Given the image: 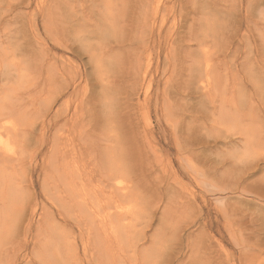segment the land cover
<instances>
[{
	"label": "rangeland",
	"instance_id": "1",
	"mask_svg": "<svg viewBox=\"0 0 264 264\" xmlns=\"http://www.w3.org/2000/svg\"><path fill=\"white\" fill-rule=\"evenodd\" d=\"M14 1L0 0V128L15 119L22 143L19 157L0 161V206L9 200L3 194L19 193L11 199L16 206L22 204V213L17 220L0 223V264H98L103 259L107 264H264L259 240L249 239L245 231L234 238L214 221L208 224L213 229L210 236L201 226L204 219H223L217 208L225 205L215 198L227 195L209 185L216 181L215 171L233 173L221 160L239 148V138L250 126L256 136L252 153L263 168L239 193L252 199L253 184L264 183V8L258 10L263 5L249 13L246 0L245 6L239 0H160L150 31L152 14L147 24L143 22L149 11L146 0H105L110 13L103 12L112 15L108 21L114 27L105 43L84 37L85 32L81 36L73 30L58 31L59 27L51 33L54 38L49 36L39 15L45 0L22 7L8 23L3 17L8 2ZM81 4L72 8L81 10ZM29 21L36 22V31L26 27ZM56 21L45 20L52 26ZM60 42H67V47L61 48ZM46 47L54 48L57 57L69 58L67 65L60 57L46 62L41 52ZM95 57L104 62L99 72L90 63ZM70 59L74 68L68 65ZM52 64L65 66L64 74L56 76L49 69ZM207 64L212 65L211 76L205 74ZM138 67L142 77L147 69V78L133 87L135 79L141 80L135 77ZM199 74L211 78L210 91L183 85ZM72 77H77L76 91L63 95ZM202 92L211 94L203 98ZM106 102L114 107H106ZM76 107V115L66 119L64 115ZM120 130L128 149L130 139L137 137L142 153L146 149L154 157L104 164L107 160L101 156L110 146L121 151L125 137L116 136ZM198 136L210 146L204 148ZM229 137L235 142L224 145L222 139ZM201 191L211 200L209 205ZM189 193L197 197L194 207L184 204ZM239 207L255 208V203ZM259 213L264 217V211ZM106 218L122 225L136 223V236L119 244L111 229L105 233L99 228ZM248 223L253 228V221ZM92 225L109 246L104 258L92 244Z\"/></svg>",
	"mask_w": 264,
	"mask_h": 264
},
{
	"label": "bare ground",
	"instance_id": "2",
	"mask_svg": "<svg viewBox=\"0 0 264 264\" xmlns=\"http://www.w3.org/2000/svg\"><path fill=\"white\" fill-rule=\"evenodd\" d=\"M35 0H15L14 3L12 2H8L7 6V14L5 15V20L8 21V23H11L12 19L16 16L19 15L20 13V9L24 6H29L31 5ZM45 0L44 4L42 5L41 9H40V12H39V15L41 16L40 18H42V20L44 21V25H45V28L46 29L45 31L48 32L49 34L53 33V31L55 29H57L59 27V30H63L64 32H69L70 30H73V32L80 34L81 33L84 35V32L87 34L86 36L84 35V37H89L90 39L91 38H98L99 40L103 39L104 42L106 43V40H109L108 37L111 36L112 32L113 31L112 29L114 27L111 26V24L113 23V21H111L112 23H110L108 20H111V18L109 17L110 15H108V17L110 19H108V17H106L107 14H105L106 12H109V9H106L107 6H103V3L104 5L107 3L105 0ZM105 1V2H104ZM111 1V0H109ZM83 3L81 5H83L84 7H81L79 9H76L75 8H72V6H75L76 4H80V3ZM239 2H241V5L245 2V0H239ZM247 2V11L249 13H252L253 10L255 11V8H259L260 6H264V0H246ZM238 3V2H237ZM236 3V4H237ZM116 4V3H114ZM120 4V3H119ZM118 4V5H119ZM120 5H123V4H120ZM119 5V6H120ZM238 5V4H237ZM244 5V4H243ZM112 6V5H111ZM124 6V5H123ZM123 6H122V11H123ZM144 6H146L148 8L149 11H146L145 14H144V21L143 22H146V24L148 23V18H149V13L152 14V20L150 22V31H153V28L155 27V22H156V15L160 12V0H146V3L144 4ZM245 6V5H244ZM260 7L258 10L260 9H263L264 7ZM79 7V6H78ZM100 7V9L98 8ZM104 7V9L102 10V8ZM125 7V6H124ZM205 7V6H204ZM215 7V6H214ZM95 8V9H94ZM121 8V7H120ZM97 9V10H96ZM114 9V8H113ZM203 9V8H202ZM239 9V8H238ZM71 10V11H70ZM115 10V9H114ZM141 10V9H140ZM209 10V9H208ZM105 11V13L103 12ZM113 11V10H112ZM124 11H125V8H124ZM115 12V11H114ZM210 12V10H209ZM208 12V13H209ZM256 12V11H255ZM258 12V11H257ZM110 13V12H109ZM108 13V14H109ZM147 13V15H146ZM212 14V12H211ZM215 16V15H214ZM247 16H248V13H247ZM53 17H56L57 18V21L54 22V23H58L57 25L53 24L52 26V22L51 24L50 23H47L45 22V20H52ZM112 17V15H111ZM137 17V20L140 18V14L138 12V16ZM213 17V16H212ZM249 17V16H248ZM264 17V16H263ZM251 17H249L248 20H250ZM55 19V18H54ZM252 19V18H251ZM140 22V19L138 20ZM116 22V21H114ZM7 23V22H6ZM118 23V22H117ZM255 23V22H254ZM46 24H50V25H46ZM120 24V23H119ZM145 24V25H146ZM251 24V22H250ZM24 25V24H23ZM26 27H29L31 30L30 31H36L38 28L36 27L37 24L35 21H29L28 24H25ZM24 25V26H25ZM28 25V26H27ZM140 25V24H139ZM116 26V25H115ZM141 26V25H140ZM144 26V25H143ZM147 26V25H146ZM25 27V28H26ZM121 27V26H120ZM145 27V26H144ZM148 27V28H149ZM117 28V27H116ZM115 28V29H116ZM118 29V28H117ZM116 29V30H117ZM147 29V28H145ZM22 30V29H21ZM148 30V29H147ZM146 30V31H147ZM155 30V29H154ZM61 31V32H63ZM142 31V29H141ZM149 31V32H150ZM248 31V30H247ZM60 32V33H61ZM63 32V33H64ZM72 32V33H73ZM31 33V32H30ZM153 33V32H152ZM34 34V33H33ZM32 36H36L35 34ZM37 34V32H36ZM68 34V33H67ZM71 34V33H70ZM68 34V35H70ZM198 34V33H197ZM48 35V34H47ZM72 35V34H71ZM114 35V34H113ZM238 35V34H237ZM51 37V35H49ZM59 36V35H58ZM61 36V35H60ZM82 36V35H81ZM81 36L79 37L80 41H81ZM82 37V39L84 38ZM188 37V36H187ZM197 37V35H196ZM54 38V37H53ZM64 38V37H63ZM63 38H60L63 40ZM73 38V37H71ZM86 38V39H87ZM111 38V37H110ZM247 38V37H246ZM38 39V38H37ZM56 39V38H55ZM77 39V38H76ZM79 39H77V42H79ZM84 39V40H86ZM185 39V38H184ZM238 39V38H237ZM69 40V39H68ZM73 40V39H72ZM102 40V41H103ZM60 41V40H59ZM65 41V40H64ZM76 40H74L75 42ZM58 42V40H57ZM72 42V41H71ZM101 42V41H100ZM67 43V42H66ZM65 43V44H66ZM70 43V42H69ZM41 44V43H40ZM64 42H60L59 43V46L61 48L63 47H67V44L65 45ZM73 44V43H72ZM95 44V43H94ZM103 44V42L101 43V45ZM43 45V44H41ZM70 45V44H69ZM88 48H92V44H85V47ZM84 46V45H83ZM99 46V44H98ZM81 47V46H80ZM41 48V47H40ZM97 48H100V47H97ZM58 49V48H57ZM85 49V48H84ZM76 50V49H75ZM73 51V50H71ZM78 51V49H77ZM234 51V50H233ZM42 52V57H45V61L46 62H49L51 60H59L61 58V61L65 64V66L67 65V60H69V58H66L64 56H58L60 57L58 59L57 57V53L55 52V49L54 48H44L41 50ZM79 53V51H78ZM86 53V52H85ZM87 54H90V52ZM227 55V54H226ZM197 56V55H195ZM221 57V55H219ZM91 57V55H90ZM89 57V58H90ZM210 57V56H209ZM218 57V58H220ZM242 57V56H241ZM137 58V57H136ZM208 58V57H207ZM224 58V57H223ZM210 59V58H209ZM221 59V58H220ZM48 60V61H47ZM92 60V59H91ZM90 60V61H91ZM140 60V59H139ZM138 60V61H139ZM206 60V58H205ZM210 60H213V59H210ZM223 60V59H222ZM243 60V58H242ZM216 61V60H214ZM94 64L92 62H90L93 66L94 69H96V71L99 72V70H102L103 66H104V62L102 61V57L100 58H97L95 57V60H93ZM208 62V60H207ZM213 62V61H212ZM29 63V62H28ZM43 63V62H42ZM72 63V60L70 59L69 61V66H71V68H74L72 67V65H70ZM139 63V67H140V62ZM210 63V62H208ZM215 63V62H214ZM213 63V64H214ZM220 63V62H219ZM237 63V62H236ZM243 63H246L245 61ZM90 64V65H91ZM218 65V64H217ZM220 65V64H219ZM244 65V64H243ZM25 64H24V68H25ZM63 66V67H65ZM216 66V65H215ZM242 66V65H241ZM247 66V65H246ZM245 66V67H246ZM27 67V66H26ZM63 67H58L56 66L55 64H52L49 69L51 70H54L55 71V74L57 76V74L59 76H62L64 74V70L65 68ZM91 67V66H90ZM138 67V69L136 70L137 71V75L135 74V77L138 76L141 78V80H138L139 78H137V80L135 79L134 81V85L133 87H135V84H137L138 81H143L145 78H147L146 76V71L144 72L145 75L142 77L141 76V70L140 68L143 67L141 66L140 68ZM212 65L210 64V68L208 66V64L206 65V70H205V74L207 75H210V72H209V69H211ZM99 68V69H98ZM251 68V67H250ZM242 69V68H241ZM94 71V70H93ZM86 72V71H85ZM255 72V71H254ZM262 73V72H261ZM128 74V73H127ZM214 74V73H213ZM79 75V73H78ZM200 75V74H199ZM82 76V74L80 75ZM195 76V75H194ZM193 76V77H194ZM211 76V75H210ZM215 76V74H214ZM218 76V75H217ZM260 76V75H259ZM89 77V76H88ZM130 77V76H129ZM190 78L187 80L184 81V83L186 84H183V85H186V86H190L195 90L197 89H205L207 90L208 87H210V80L211 78L208 77V78H204L202 75L200 76H195V78ZM81 78V77H80ZM216 78V77H215ZM219 78V76L217 77ZM260 78V77H259ZM263 78V76H262ZM76 78L73 79L72 77V81L68 84H66L67 86H64L62 88L64 94L63 95H66V94H69V95H73V93H75L76 91V88H77V83L78 81L76 80ZM99 79V78H98ZM105 79V78H104ZM131 79V78H130ZM134 79V78H133ZM253 79H256L253 78ZM252 79V80H253ZM264 79V78H263ZM194 80V81H192ZM217 80V79H216ZM259 80V79H258ZM213 81V79H212ZM261 81V79H260ZM259 81V82H260ZM263 81H261V84H263ZM182 82V81H181ZM217 83H219L220 81H216ZM256 82V80H255ZM133 83V82H132ZM144 82H142L143 84ZM216 83V84H217ZM213 84V83H212ZM215 84V83H214ZM260 84V85H261ZM177 85V84H176ZM194 87H193V86ZM258 85L257 84V88H258ZM259 85V86H260ZM130 86V85H129ZM179 88L181 86V84H178L177 85ZM264 86V85H263ZM106 87V86H104ZM137 87V86H136ZM176 87V86H175ZM174 87V88H175ZM184 87V86H183ZM190 87V89H192ZM212 87V86H211ZM262 86H260L261 88ZM178 88V90H179ZM185 89H187L186 87H184ZM183 88V89H184ZM264 88V87H263ZM70 89H72V91H70ZM135 89V88H133ZM143 90V87H141L140 89L136 90V92L138 93L139 90ZM182 89V87L180 88V90ZM189 89V88H188ZM199 89V90H200ZM213 89V88H212ZM145 90V89H144ZM200 90V91H201ZM177 91V90H175ZM198 91V90H197ZM198 91V92H200ZM207 91H210V89L208 88ZM205 91V92H207ZM135 92V93H136ZM187 92V91H186ZM205 92H202V96L203 98L207 95L209 96V92L208 93H205ZM178 93V92H176ZM189 93V92H187ZM139 94V93H138ZM190 94V93H189ZM181 95V94H180ZM5 96V95H4ZM68 96V95H67ZM206 96V97H207ZM184 97V96H183ZM182 98V97H181ZM202 98V97H201ZM202 98V99H203ZM116 101L118 100L117 98L115 99ZM132 100V99H131ZM212 100L215 101V96L212 95ZM113 101V100H112ZM139 101V99H138ZM114 102V101H113ZM117 103L119 104V102L117 101ZM106 104V107L108 106L110 109L111 107H114V105L112 104V102H107L105 103ZM136 104V103H135ZM113 105V106H112ZM137 105H140V102H138ZM5 106V105H4ZM120 106V105H119ZM2 107V103H1V99H0V110L3 108ZM104 108V107H103ZM108 108V110H109ZM116 108V107H115ZM118 108H122L121 106L118 107ZM77 107L75 108V110L72 112V113H67V115L65 114V118L67 119L68 116H71L73 117V115H76V112H77ZM113 109V108H112ZM117 109V108H116ZM101 110V109H100ZM119 110V109H117ZM3 111V109L1 110ZM68 111V110H67ZM120 111V110H119ZM118 111V112H119ZM127 112V111H126ZM66 113V112H65ZM101 113V112H100ZM124 113V112H123ZM1 114V113H0ZM98 114V113H97ZM54 115L58 118H61L62 117V113H54ZM100 115V114H99ZM137 115V114H136ZM223 114H221L220 116H222ZM107 117V116H106ZM139 118V117H138ZM137 118V119H138ZM230 119V118H229ZM60 120V119H58ZM141 120V119H140ZM65 121V119H64ZM67 121V120H66ZM106 121H108L106 119ZM229 121V120H227ZM137 124V123H136ZM105 125V124H104ZM114 125V124H113ZM124 125V124H123ZM138 125H139V122H138ZM137 125V127H138ZM4 127L3 128H0V161H4L6 158L9 159V156H11V158H16V157H19V147L21 146V143H22V140L20 139V136H22L20 134V132H18V128H17V122H15V119H9L7 122L4 123L3 125ZM5 126H10L11 130H5ZM108 126V125H107ZM117 126V125H116ZM135 126V125H134ZM133 127V126H132ZM247 127V125H246ZM69 128V127H68ZM70 130V129H69ZM121 132H118L117 134H121L123 133L122 130H120ZM244 131V130H243ZM241 131V132H243ZM246 131V130H245ZM116 134V133H115ZM116 135L117 137L121 135ZM126 134V133H124ZM123 134V135H124ZM242 136L243 137H240L239 139L242 141V142H239L238 143V147L239 148H236L235 150H231L229 151L228 155L226 156L227 158L224 160L222 159V167H228L229 169H232L233 173H222V172H219V171H215L213 173L214 176H216V181L215 182H211L209 187L213 190H216L217 192H222L225 194L224 195H227L225 197H222L221 199L220 198H215L216 201H218L219 203H222L225 205L224 208H217V212L221 213L220 214V217L223 218V219H220V218H217L216 219H204V222L203 224H201V226H203L204 228H206L208 231H209V235L211 236L212 235V232H213V229L209 227L208 224L210 225H213V222L215 221L216 223H220L223 228L229 233V235L231 237H234L236 238L238 234H241V236L243 235V233H240L242 231H245V233L248 234V238L249 239H253L255 240L256 242L258 241V244H257V250L260 252L264 249V217H262V215L259 213V212H262L264 211V183L260 186H257L255 184L254 185V188L252 190H249L251 195H253L254 198L252 199H246V198H243L242 196L244 195V193H239V192H242L240 191V188L243 184H245L247 181H254V177L256 176L257 172L262 169L263 167L260 166L259 163H257L256 161H258L257 158H254V155L252 153V149L254 148L252 146V142H254L256 136L255 134L253 133L252 131V126L248 127V130L246 133H242ZM119 137V138H120ZM125 139L124 141L122 140V145H121V150L120 152H116L115 149H113L109 144H107V146H110V149L106 152L103 151V152H106L105 154L103 153V156L101 157H104L105 160H107L106 162L104 161V159L102 161H104V164L105 163H108V166L110 165V162H116L117 163H122L125 162V160L127 161H131V162H142L146 159H149V158H153V157H149L148 153H145L146 152V149L144 150V153H142L141 151V147L138 148V146H140L139 144V141H138V138L137 137H132L130 136L129 138L132 137V139H130V149H128L127 147V138H126V135H124ZM124 137H121L124 138ZM199 138H201L200 140V143L202 144V146L205 148V147H208L210 146V142L209 140H204L203 137H200L198 136ZM116 138V137H115ZM25 139H28V138H25ZM234 140L236 139H233L232 137H229V138H224L222 139L223 141V144L224 145H228V144H232L233 142H235ZM239 140V141H240ZM117 141V140H116ZM218 141L217 139H214L213 143L214 145L218 144ZM27 142V140H24V144ZM141 143V142H140ZM113 144V143H112ZM119 144V143H118ZM143 144V143H142ZM235 144V143H234ZM117 145V144H116ZM115 146V145H114ZM120 145H118V148H119ZM109 148V147H107ZM198 148H201L198 146ZM154 151V150H153ZM200 151V150H198ZM121 153V154H120ZM155 153V152H154ZM157 153V152H156ZM150 154H153V153H150ZM157 155V154H155ZM158 156V155H157ZM95 157V156H94ZM159 158V157H158ZM93 159V158H92ZM100 159V157H99ZM185 157L183 156V153H180V160H184ZM151 160V159H150ZM123 161V162H122ZM246 162V163H245ZM116 164V163H115ZM107 165V164H106ZM118 165V164H116ZM121 165V164H120ZM115 166V165H114ZM112 167V166H111ZM264 181V179H263ZM210 189V190H211ZM14 194V196L17 195V193H5L3 194V197L6 198L7 196V201H4V204L2 206H0V223L4 224V221H10L12 219H16L20 216V214L22 213V208H21V204L20 206H16V203L13 202V199H11L12 195ZM16 194V195H15ZM19 195V193H18ZM16 196V197H19V196ZM200 197L201 199L203 200V202H207V204L209 205L210 203V199L206 197L205 194H203V192L201 191L200 193ZM16 200V199H15ZM18 200V199H17ZM16 200V201H17ZM20 202V201H19ZM196 202H197V197L194 193H189V195H187V198H186V202L184 203L185 205L187 206H190V207H194L196 205ZM248 202H254L255 203V208H251V207H244V208H241L239 207V204H246L248 205ZM200 210L199 212L202 213V209L201 207H199ZM210 209V208H209ZM19 215V216H17ZM254 223V226L253 228H251V223H248V222H252ZM100 229L103 230V232L106 233V231L108 229H111V232L110 234L112 233V236H113V239L116 238V236L118 237V243H122V242H131V238L133 236H136V232H137V229H136V223H128L127 225H122L120 220L118 219H110L108 220L106 218V220H102L100 223ZM248 224V225H247ZM91 228H93L95 230V233H93L91 235V239H92V244L93 246L94 243L96 244V246L98 247L99 249V252L101 253L102 252V256L103 258L105 257V255L108 254V251H109V246L105 244V242L102 240L101 237H98L99 234H101L100 230L99 229H95V225H92ZM84 230H87V229H84ZM82 233L81 234H84L83 231H81ZM119 232L117 235L116 233ZM89 233V232H88ZM110 234L108 235V238L111 240V236ZM138 235V234H137ZM241 239L245 242V244L247 246H252L253 245L247 241H245L242 237ZM112 241V240H111ZM85 244L86 242H89V238L86 237L85 241H83ZM110 243V242H109ZM111 244V243H110ZM263 252V251H262ZM226 258H227V261L229 262V255H226ZM105 260V259H103ZM103 260H100L98 262V264H107V263H104Z\"/></svg>",
	"mask_w": 264,
	"mask_h": 264
}]
</instances>
